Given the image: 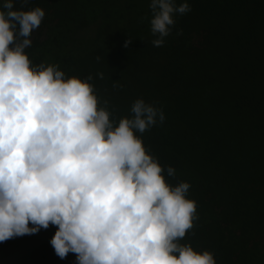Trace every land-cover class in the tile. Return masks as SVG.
<instances>
[{
  "label": "trees",
  "instance_id": "16d2710c",
  "mask_svg": "<svg viewBox=\"0 0 264 264\" xmlns=\"http://www.w3.org/2000/svg\"><path fill=\"white\" fill-rule=\"evenodd\" d=\"M183 2L191 11L155 47L150 0H30L23 10L45 16L26 54L69 78L91 75L117 123L137 99L161 108L163 124L137 135L169 184L191 185L199 218L180 243L216 264H264V0ZM56 230L0 243V264H75L55 254Z\"/></svg>",
  "mask_w": 264,
  "mask_h": 264
},
{
  "label": "clouds",
  "instance_id": "9594fccd",
  "mask_svg": "<svg viewBox=\"0 0 264 264\" xmlns=\"http://www.w3.org/2000/svg\"><path fill=\"white\" fill-rule=\"evenodd\" d=\"M29 3L0 9V243L55 226V254L73 253L75 264H216L180 243L199 218L191 185L169 184L137 135L163 124V110L137 99L117 123L91 75L34 65L26 49L45 12L23 10ZM149 9L155 47L191 11L176 0H150Z\"/></svg>",
  "mask_w": 264,
  "mask_h": 264
}]
</instances>
